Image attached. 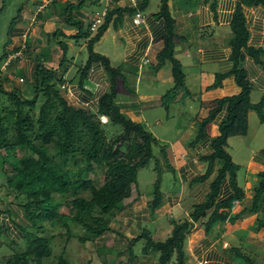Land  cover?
Listing matches in <instances>:
<instances>
[{"label":"crops","instance_id":"crops-1","mask_svg":"<svg viewBox=\"0 0 264 264\" xmlns=\"http://www.w3.org/2000/svg\"><path fill=\"white\" fill-rule=\"evenodd\" d=\"M54 2H59L62 6H57ZM166 2L172 21L171 28L176 36L174 53L181 63L184 76L183 89L177 94L178 98L170 104L172 109L170 106L164 107L165 94L154 96L149 92L159 86V79L164 75L171 76L174 81L171 62L165 60L161 63L158 58V53L164 48L167 24L165 17L159 13L161 0H139L142 23L134 25L132 13L123 12L120 23L117 28L113 27L111 33L115 41L120 40L124 47L117 68L121 78L116 79V101L124 115L142 123L159 140V144L154 147V155L159 161L160 170L166 172L165 174H176L179 182L177 190L160 189V201L155 209L149 205L153 192L147 196L138 192L136 197H127V201L123 202L122 213L118 215V218H121L117 226H133L134 229L128 230V233L116 226L125 236L138 235L142 222L147 220L155 221L157 225H163V221H166V228L171 230V221L188 219L193 207L202 202L209 191L210 181L201 179L206 169L203 159L213 152V140L219 134L218 126L227 116L226 106L223 104L210 120H205L216 104L215 101L236 95L242 89L235 74L231 72L230 60V24L237 6H241L245 16L248 45L262 51L257 60L243 50L240 64L250 86V101L260 104L264 114V3H248V0ZM79 3L80 0H32V10L19 12L14 28L11 22L8 25V33L12 35V40L8 39L4 46L9 52L8 57L18 51L23 53L25 48L28 53L30 48L33 49L32 52L35 48H48V37L54 31H61L65 35L75 34L77 27L72 21L78 23L82 30H86L91 11ZM118 8L128 9V3L122 2ZM20 13L21 20L18 18ZM24 16L29 17L28 20L32 22L29 31L23 25ZM27 34H30L32 46L29 48L27 44L23 46L24 36ZM44 37L46 43H42ZM65 40L69 51L71 38ZM54 44L52 42L51 45ZM49 50L50 53L47 52L45 58L42 56L45 63L58 59V56L54 58L51 46ZM36 61L37 58L31 59L23 53L22 57L10 60L3 68L5 72L2 69L3 74L0 75L8 71V74L14 73L12 75L15 77L22 72V83L30 86ZM16 66L22 69L16 71ZM87 78L83 88L90 92L75 84L77 92L71 96L74 104L79 106L91 102L97 85H104L107 90L109 75L99 62L91 64ZM247 123L246 134L230 136L226 146V151L238 166L236 179L242 196L234 200L230 208H220L217 211L208 231H205L203 225L206 217L192 224L184 242L189 264H257L256 258L262 259L264 264V196L259 205L253 204L252 197L253 188L258 183L260 174L264 172V123L260 121L255 110L248 111ZM155 124L159 128L163 127L159 134L152 131ZM163 130H166V133ZM240 138L245 140L243 145L233 143V140ZM161 145H166V155L157 151ZM164 157H167V160ZM236 157L240 159L237 160ZM230 193L232 191L226 178L221 183L217 199L224 200ZM163 229L165 228L161 227V230ZM152 238L155 239L153 236ZM158 239L161 238L157 237L155 240ZM244 246H247V255L243 251ZM120 253H117L112 261L108 260V263L147 264L143 261L144 257H153L151 253H141L142 256L134 253L133 257L129 252ZM110 257H113V254H110Z\"/></svg>","mask_w":264,"mask_h":264},{"label":"trees","instance_id":"trees-1","mask_svg":"<svg viewBox=\"0 0 264 264\" xmlns=\"http://www.w3.org/2000/svg\"><path fill=\"white\" fill-rule=\"evenodd\" d=\"M93 1L90 3L97 4V0ZM248 1L264 3V0ZM81 2L84 0H80ZM166 3V0H161L159 13L165 17L167 24L164 48L158 53V58L161 63L168 60L172 64L174 81L177 83L172 88L174 92L176 88L183 89L184 76L181 63L174 53L176 36L171 28L172 21ZM133 9L135 11V8ZM123 12H127V8L109 11L93 34L88 28L86 30L79 28L78 23L77 32L73 35L54 31L48 37V43L55 42L61 49L58 67L62 72L58 73V69L48 67L42 56H39L34 68L32 82L34 95L31 99H26L20 88L6 90L0 83L1 179L5 183V189L18 200V209L22 210L26 219L25 221L19 219V211H13L10 207L3 211L0 209L3 218L9 217L16 231L26 238L25 248L16 250L11 247L13 252L3 256L0 264H71L65 257L64 245L55 261H47L53 251L54 240L64 235L54 232L44 234L42 231L45 226L50 227V230L62 228L64 232L61 233H64L67 239L76 236L82 243L87 240H94L97 243L96 239L100 237V242H103L105 241L103 237L113 232V244L109 249L114 247L116 253L113 254L111 251L114 256L120 252H129L132 257L135 256L131 246L143 238L141 253H151L156 259V264H189L184 242L192 224L206 217L203 225L205 231H208L217 216V211L220 208H230L234 200L242 196L236 179L238 166L226 151L227 139L230 136L246 134L249 110H255L263 123L264 114L261 112L260 104L250 101V86L240 64L243 50L257 60L262 51L248 45L249 35L245 16L241 6H237L230 24L233 35L230 40V60L231 72L235 74L236 81L242 89L236 95L215 101L216 104L205 120V122L210 120L223 104L226 106L227 116L218 126L219 134L213 140V152L203 159L206 162V169L201 179L210 181L205 199L193 207L188 219L171 221L170 234L164 239L154 240L144 228L135 237L128 238L116 228L117 223L114 219L122 213V201L130 196L131 185L137 186L138 170L147 166L151 160L154 161L155 168L160 169L159 161L154 155V147L159 144V140L142 123L123 114L116 101V79L121 78V73L110 65L106 56L93 50L95 43L109 26L117 28ZM69 18L70 16L67 21ZM61 36L64 38L60 39ZM68 38L76 41L85 38L88 50L84 66L70 79L65 76L67 70L65 64L68 59V44L65 39ZM95 62H99L109 75L107 90L96 102L91 99L93 103L87 102V105L71 104L68 100L71 98L68 91L73 96L77 92L75 84L86 91L83 85L85 86L87 82L89 67ZM39 97L43 101L37 117L34 118L29 110L35 107ZM168 102L166 99L163 101L165 108H168ZM101 116L107 118V125H102ZM108 125H118L119 132L111 133L112 136H109ZM165 148L166 145L160 146L159 151L163 155H166ZM17 152H30L32 159L30 164L21 165V173L15 183V177L12 176L14 162L11 157ZM164 158L167 160V157ZM96 168L104 170L103 182L99 187L89 178V174ZM226 178L232 193L226 199L218 200L221 183ZM153 190L154 195L149 205L155 209L160 201L159 179L154 182ZM253 190V204L259 205L264 196V172L260 174V179ZM52 193H58L65 200L68 212L58 209L59 204L51 199ZM0 230H8L3 220L0 221ZM11 241L13 246L17 245V239L13 238ZM84 264L93 263L87 261Z\"/></svg>","mask_w":264,"mask_h":264},{"label":"rangeland","instance_id":"rangeland-1","mask_svg":"<svg viewBox=\"0 0 264 264\" xmlns=\"http://www.w3.org/2000/svg\"><path fill=\"white\" fill-rule=\"evenodd\" d=\"M90 1L91 0H84V2H81L79 4L82 5L83 7L87 8L92 13V11L96 8V4L93 3L94 2L93 0H92L93 1L92 3H90ZM53 4H55L57 6H62V5H60L61 3H59V2H57V3L54 2ZM1 6H3V7L1 8ZM31 6H32V0H0V57L2 54H4L3 55L4 57L2 56L0 59V73L1 74H3V71H4L3 68L6 66V64H8L10 60L15 58V57H12L8 61L7 54H9V52L7 51L6 47H4L6 45V41L8 39L12 40L11 33L10 32L8 33V28H9L8 25L11 22V26H12V28H14L16 26V17H17L16 15L22 11H26V10L31 11L32 10ZM127 12H131L133 14L134 13L133 7L128 8ZM14 16H15V18L13 19ZM21 16H22V13H20L18 18H20ZM22 19L24 20V22H23L24 27L27 29V31H29L31 29V25H32L31 23L32 22L28 20L29 17L25 18V16H24V18H22ZM20 20H21V18H20ZM72 23L76 24L75 21H72ZM77 26L78 25H76V27ZM78 27L80 28V26H78ZM113 29H114L113 26L109 27L108 31L105 34H103V36L99 39V41L97 43H95L93 50L99 54L106 56L109 59V61L111 62L110 65L113 68H118V66L120 64L119 62L121 61L122 49L124 47H123L122 42H120V40L115 41V39L111 36L112 35L111 33H113ZM91 33L93 34L94 32H91ZM232 37H233V35L231 36V39H232ZM24 40H25L24 41L25 45H23V46H26V44H27L28 48L32 47L30 45V34L25 35ZM42 43H46L45 37L42 38ZM50 46L53 48L52 53L54 55V58L56 56H58V59L52 60V61H50L51 63L48 62L46 64L48 67L58 69L57 70L58 73L60 71L62 72V69L58 67L59 66L58 64L60 61L59 57L62 54L61 49L59 47H57L55 44L54 45L50 44ZM49 47L46 48L44 46L42 48V50H38L37 48H35L33 52H32L33 49L30 48L29 53L27 51V48H25L23 50V53H24V55L26 54L27 57H31V59H33V58L38 59L40 54H42L41 56H43L45 58L46 57L45 54L47 52L50 53ZM69 48L70 49L67 53L68 59H67L66 64H65V67L67 69L66 70V72H67L66 77L68 79L73 78L76 71H78L79 69H81L84 66V64L87 60V57H88V50L86 48L85 38L79 39L78 41H76L75 39H71V45ZM20 62H21V58H20ZM44 62H46V61H44ZM20 68L21 67L16 66L15 70L19 71L18 69H20ZM2 69H3V71H1ZM7 72H6V74H4L6 76V78L4 75H2V76L0 75L1 85L6 90H12L14 88H20L24 97L26 99H31L34 95L32 83L30 84V86L24 85L22 83V80H23V77H22L23 73L22 72L20 74H17L15 77H13L14 73L10 72L8 74ZM10 79H14V80L11 81ZM74 80H76V79H74ZM159 80H161L159 83V86L156 89L151 90L149 92L152 93L154 96L165 94L164 100L166 99L167 101H169L168 102V107H169L170 104L178 98L177 94L180 93V90H177L178 88H176V90L173 92L172 88L175 85H177V83H175V81H173L171 79V76L169 77V76L164 75V76L160 77ZM168 88H170V89L167 90ZM171 89H172V92H171ZM105 91H106V87L104 85H97V88L94 90V96L92 99L96 102L97 100H99V98L101 97V95ZM69 97H71L70 94H69ZM2 99L5 100V97L2 96ZM68 100H69V102H71V104H74V102L71 98ZM42 101H43V99L41 97H39L37 102H36L35 107H33L29 110L30 115H32L34 118L37 117L39 107H40V104L42 103ZM85 104H87V103H85ZM170 109H172V106H170ZM146 114H148V112H146ZM100 121H101L102 125H104V126L107 125V118L105 116H101ZM153 127H154V129H152V131H157L156 132L157 134H159L158 132L161 131L163 128V127L159 128L158 125L156 126V124L153 125ZM107 130H108L109 136H112L111 133L119 132L120 127L118 125H108ZM163 132L166 133V130H163ZM244 141L245 140L240 138V139L233 140V143H235V144L238 143L239 146H241L245 143ZM155 150L156 149H154V151ZM157 151H159L158 148H157ZM11 159L14 162V165L12 168V171H13L12 176L15 177L14 182L16 183L17 178L19 177V175L21 173V165L23 163L30 164V161L32 159V154L30 152H27V153L17 152L16 154H14L11 157ZM236 159L239 160L240 158L236 157ZM154 168H155L154 161L151 160L147 166L140 168L138 170L137 182H136L138 188L136 187V185H133V184L131 185L130 197H136L137 194H139L138 192H142V193L146 194V196L148 194H150L151 192H153V194H154V190H153L154 182L157 179H159L160 189L177 190L179 188V182L177 181L178 179H177L176 174H173V173L165 174L166 172H160L161 171L160 169L158 170V169H156V168L154 169ZM175 175H176V177H174ZM1 177L2 176L0 173V209L3 211V210L10 207L13 211H16V212L19 211L20 214L18 215V218L19 219L21 218L23 221H25L26 219L24 217V214L22 213V210L18 209V200L14 197V195L12 193L8 192L5 189V183L2 182ZM89 178L93 181L95 186L99 187L103 182L104 170L102 168H96V170H94V172H91L89 174ZM137 190H139V191H137ZM150 197H152V196H150ZM51 199L53 202L59 204L58 205L59 210L65 211V212L67 211V206L65 205V200L58 193H52ZM124 201H127V199H124L122 201V203ZM120 218L114 219V221L117 223V225L120 222ZM161 218H162V220H165L164 217H161ZM1 220L5 221L6 225L8 226V230L7 231L0 230V259L3 256L9 255L13 252L11 247H13V249L15 248L16 250H22L26 246V238H23L16 231V228L10 222L9 217L4 216V218H3V215L0 212V221ZM154 222L155 221H152V220H147V221L142 222L143 223L142 228L146 229L150 236H153L155 239L157 237L164 239V237H167L170 234L171 230L166 228V226H167L166 221H163V223H162L163 225H157V224H155L156 222L155 223ZM164 222H166V223H164ZM159 223H161V220ZM161 227L165 228V229L161 230ZM118 228L124 232H125V230L128 232V230L134 229L133 226H128L125 228V226H123V225L119 226ZM142 228L138 232H140L142 230ZM72 230L75 231V229L73 227H72ZM42 232L44 234H52L54 232L56 234L64 235L63 237H57L54 240V244L52 247L53 251L49 257V260H47V261H50V260L55 261L58 254H60L63 245L65 246V248H64L65 249V257L69 260V262L71 264H84L87 261H90L93 264H109L108 260L110 262L115 257L114 255H113V257H110L111 251H113V254L116 253V250L114 249V247H113V249H111V248L109 249L111 244H113V240H112V238L114 237L113 232L109 233L110 235H105L103 237V239L105 241H103V242H100L101 237L97 238L96 239L97 243H95L94 240H87V241L82 243L79 241L78 237H76V236L67 239L65 237V234L61 233V232H64V229H62V228L50 230V227L45 226L44 230ZM127 237L132 238V235H129ZM13 238L17 239V245L13 246V243L11 241ZM143 244H144V239L142 238L139 241H137L136 243L134 242L132 244L133 246H131L130 244L129 245L132 247L133 253H136L139 256H142V254H141L142 250L141 249H142ZM243 251L247 255V253H248V252H246L247 246L243 247ZM120 254L122 255V253H120ZM143 261L145 263L147 262V264H155L156 263V259H154L151 256L149 258L144 257ZM253 262H254V258H253ZM255 263L262 264L263 260L256 258Z\"/></svg>","mask_w":264,"mask_h":264},{"label":"built area","instance_id":"built-area-1","mask_svg":"<svg viewBox=\"0 0 264 264\" xmlns=\"http://www.w3.org/2000/svg\"><path fill=\"white\" fill-rule=\"evenodd\" d=\"M122 2L128 3V6L135 8L134 13L132 14V22L134 25H139L143 21V16L141 10L138 8L139 0H97L96 8L88 17L87 28L91 32H95L97 28L101 25L104 18L107 16L108 12L120 7ZM22 51H18L14 55L8 57V61L12 57H22ZM146 61V60H145ZM66 85H62L65 87ZM70 94V91H68ZM87 105V104H86Z\"/></svg>","mask_w":264,"mask_h":264}]
</instances>
